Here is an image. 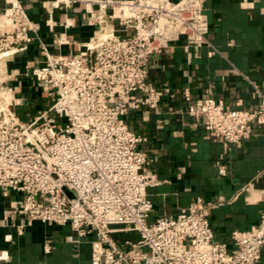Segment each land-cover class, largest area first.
Wrapping results in <instances>:
<instances>
[{
    "label": "built area",
    "instance_id": "2783aa9c",
    "mask_svg": "<svg viewBox=\"0 0 264 264\" xmlns=\"http://www.w3.org/2000/svg\"><path fill=\"white\" fill-rule=\"evenodd\" d=\"M208 1L61 0L84 4L82 17L93 29L67 56L41 42L20 0H0V189L20 195L11 215L93 237L90 264L262 263L264 216L250 230L234 232L230 245L216 239L210 220L222 201L198 199L177 217L151 220L148 191L160 181L139 149L144 139L124 122L133 111L160 107L162 93L148 83L153 56L180 39L196 50L208 45ZM35 42L40 61L26 76L51 103L25 123L14 111L22 103L8 67ZM185 99L188 113L230 145L264 125V99L257 110L231 109L214 98L193 102L188 93ZM119 233L139 239L119 240ZM8 260L0 251V264Z\"/></svg>",
    "mask_w": 264,
    "mask_h": 264
},
{
    "label": "crops",
    "instance_id": "0c3cea01",
    "mask_svg": "<svg viewBox=\"0 0 264 264\" xmlns=\"http://www.w3.org/2000/svg\"><path fill=\"white\" fill-rule=\"evenodd\" d=\"M20 1L41 42L52 45L54 54H76L93 34L82 17L84 4ZM205 13L208 45L196 50L180 39L153 56L148 83L161 91L160 107L133 111L124 122L144 139L139 149L160 181L148 191L154 205L151 220L177 217L198 199L207 204L222 201L210 220L216 239L230 245L234 232L250 230L264 216V125L255 126L248 141L227 144L188 113L185 94L193 102L214 98L231 109H259L264 99V0H210ZM40 47L39 42L31 44L8 67L13 75L9 85L22 103L14 111L25 123L50 105L45 104L46 93L26 76V68L40 61ZM30 106L40 111L21 117L17 109ZM19 198L0 189V251L9 256L1 264H90L93 237L79 238L69 225L47 226L11 215L10 207ZM115 236L139 239L136 233Z\"/></svg>",
    "mask_w": 264,
    "mask_h": 264
},
{
    "label": "rangeland",
    "instance_id": "374dc122",
    "mask_svg": "<svg viewBox=\"0 0 264 264\" xmlns=\"http://www.w3.org/2000/svg\"><path fill=\"white\" fill-rule=\"evenodd\" d=\"M49 103H51V101L49 100V98L48 97H46L45 98V104H49ZM17 111H18V113H19V115L21 116V117H23V116H25V114H27V113H30V114H36L37 112H39L40 110L37 108V107H35V106H30V107H28L27 109H25L24 111H22L21 109H17Z\"/></svg>",
    "mask_w": 264,
    "mask_h": 264
}]
</instances>
